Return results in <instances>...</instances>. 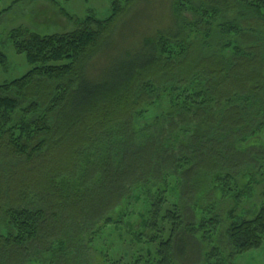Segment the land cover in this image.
Masks as SVG:
<instances>
[{"label":"trees","instance_id":"16d2710c","mask_svg":"<svg viewBox=\"0 0 264 264\" xmlns=\"http://www.w3.org/2000/svg\"><path fill=\"white\" fill-rule=\"evenodd\" d=\"M139 1L111 0L105 19L88 13L68 33H11L31 70L0 85V264H91L88 244L131 189L155 264H227L262 247L264 190L251 216L234 212L264 183V147L250 142L264 131V0H170L160 27L141 17L100 66ZM186 2L191 23L176 10ZM187 27L201 38L187 42ZM162 98L171 111L136 129ZM215 193L228 210L212 215ZM223 213L224 242L204 251Z\"/></svg>","mask_w":264,"mask_h":264},{"label":"rangeland","instance_id":"374dc122","mask_svg":"<svg viewBox=\"0 0 264 264\" xmlns=\"http://www.w3.org/2000/svg\"><path fill=\"white\" fill-rule=\"evenodd\" d=\"M169 2L170 0H140L137 2V6L116 25L109 40L110 43H108L110 45L103 46L104 60L99 63L100 66H104L106 58L110 57L113 45L126 46L136 21L141 17L145 18L147 15L145 22L154 23L150 28L160 27V24L155 21L157 18V20H161V18L167 17L165 16V7ZM189 4V2L180 3L176 10L185 21L191 23L197 18L191 8L196 5L192 2L191 6ZM110 9L111 0H0V51L7 57L6 67L0 69V85L18 79L31 70L25 57L17 54L13 47L10 38L13 31L24 29L41 36L64 34L74 30L75 22H80L88 13H93L97 19L102 20L110 14ZM201 36L202 33L195 29L186 28L187 42L199 40ZM111 57L114 58L115 55ZM171 109L172 105L169 100L162 98L153 106L148 107L141 116L135 118L133 125L136 129L141 130L159 120ZM250 142L253 145L264 147V131L257 136V139H252ZM245 183V181L240 182V192L245 190ZM211 186L213 187L212 184L207 185L206 190ZM250 187L252 190L250 196L238 199L237 202L240 205L234 212V217L243 216L246 213L251 216L261 205L264 183ZM129 193L130 198L125 199L117 209L112 218L113 223L110 226L102 227L100 239L103 237V240L101 242L94 240L91 245L88 244V258L91 264H110V260L120 261V264H155L153 259L156 244H149V238L138 240L139 233H145L141 222L147 214L148 206L143 202V199H139V201L136 199L140 193L139 190L131 189ZM218 194L215 193L214 196L215 206L212 207V215L215 213V208L218 207L225 211L228 210V206H226L228 201L226 204L222 203L223 197H218ZM174 196L176 198V194ZM203 210L202 203L198 201L195 213L199 219L208 217ZM221 215L223 221L225 220L223 226L215 229L206 240H203L204 251L210 249L217 239L224 242V235L230 219H227L224 213ZM86 240L88 243V238ZM223 246L226 245L223 243ZM225 251L226 253L230 252L229 248H225ZM226 263L264 264V243L258 250L231 258L229 261L226 259Z\"/></svg>","mask_w":264,"mask_h":264}]
</instances>
